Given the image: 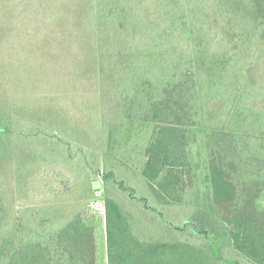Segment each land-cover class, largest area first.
I'll use <instances>...</instances> for the list:
<instances>
[{"label":"trees","instance_id":"1","mask_svg":"<svg viewBox=\"0 0 264 264\" xmlns=\"http://www.w3.org/2000/svg\"><path fill=\"white\" fill-rule=\"evenodd\" d=\"M0 22L20 66L13 82L0 67V264H99L83 200L56 206L84 185L85 198L116 186L168 223L159 206L184 205L201 139L236 259L189 221L141 240L136 212L106 194L107 264H264V0H0ZM111 118L154 125L146 194L100 161Z\"/></svg>","mask_w":264,"mask_h":264},{"label":"rangeland","instance_id":"2","mask_svg":"<svg viewBox=\"0 0 264 264\" xmlns=\"http://www.w3.org/2000/svg\"><path fill=\"white\" fill-rule=\"evenodd\" d=\"M5 19L6 18L3 20ZM17 19L18 18H16V21ZM0 24H2V22H0ZM19 24L20 22L18 25ZM2 50L3 49H0L1 58L2 56L4 58L5 54L8 52L7 60H5L6 63L3 59H0V67L5 65L4 68L6 71L4 76L8 78L9 82H13L16 79L19 81L17 74L19 73L20 66L18 61H14L13 59L9 60V52L11 58L13 55L11 50ZM3 79V77L0 79V85H2L1 80ZM82 100H84L85 103L88 101L86 99ZM108 124V141L106 143L105 141H100L99 143L101 144L100 148H102L103 152V159L101 157L100 161L103 164H109V166L114 169L117 178L119 180H124L125 184L135 188L139 195L146 194L148 188L141 178V171L146 160L145 148L151 137L154 125L152 123L137 120H123L118 118H111ZM99 137L101 138L100 135ZM92 150L99 154L96 149L92 148ZM16 151H18V149ZM110 151L119 157L112 161H109V159L106 161L104 154H110ZM191 159L193 176L185 192L184 205L159 206V210L165 215L168 223L161 222L155 212L153 213L145 210L141 202L130 200L129 198H131V196L126 194V192L120 188L118 189L116 186L114 187L111 185V189L106 192V184L102 182V185L100 186L101 188L96 192V197L93 198L88 196L85 198L87 188L86 185H84V187L71 189L65 194L64 198H61L63 194L60 195L56 206L63 211V208H65L64 205L68 203L70 199L73 200L76 205L80 204L83 200V204L77 207L76 213H80L85 222L95 228L99 264H107L106 217L101 210L97 209L93 202L104 201L106 194L119 199L122 206H125L123 209L126 212L127 210L136 212L137 216L134 219V229L141 240H147L151 237L161 235H164V237L168 239H176L177 236L167 235L171 233L177 234L175 226L189 221L194 223L198 229L204 228L209 235L214 236V244L225 258L229 260L236 259L237 254L234 253L231 248V237L229 235L230 227L222 220L224 214L227 213V207L215 204L212 198L210 181L208 179L209 154L202 139L197 140V142L192 144ZM100 161L94 160L93 163L96 164ZM126 161L128 162L127 164ZM1 162L2 161H0V163ZM103 164L97 165L94 169L92 168V172L89 176L90 182L93 180H101L103 178L105 168ZM23 173L28 174V171H23ZM1 180L2 178L0 181ZM94 186H99V184H94ZM134 208H139L142 211H137ZM20 215V213H18V215L16 214V218H19ZM132 216L135 217V214L133 213ZM22 219L26 220L24 215L22 216ZM32 224L34 227L37 226L35 219L32 221ZM188 228H191V226H187V229ZM190 239H192V241L196 240L200 243L202 238L200 239V237L190 236ZM244 262L246 263L245 259H243V263ZM216 264H220V262Z\"/></svg>","mask_w":264,"mask_h":264},{"label":"built area","instance_id":"3","mask_svg":"<svg viewBox=\"0 0 264 264\" xmlns=\"http://www.w3.org/2000/svg\"><path fill=\"white\" fill-rule=\"evenodd\" d=\"M93 204L97 207V209L101 210L104 215L106 214V205L104 201L93 202Z\"/></svg>","mask_w":264,"mask_h":264}]
</instances>
